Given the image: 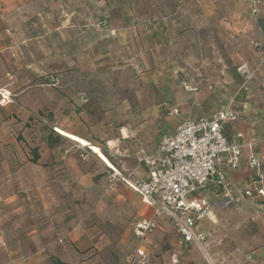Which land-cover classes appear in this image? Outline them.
Returning <instances> with one entry per match:
<instances>
[{
    "label": "rangeland",
    "instance_id": "obj_1",
    "mask_svg": "<svg viewBox=\"0 0 264 264\" xmlns=\"http://www.w3.org/2000/svg\"><path fill=\"white\" fill-rule=\"evenodd\" d=\"M59 2L66 4L67 15L59 16ZM178 4L177 0H53L49 17L52 24L64 19L68 25L80 26L68 27L66 39H59V31L54 30L44 39L43 15H38L46 7L43 0H22L17 9H5L0 0V182L13 183L19 170L20 178L30 176L39 181L40 170L45 168L43 161H33V149L42 151L50 130L63 136L62 153L75 156L73 167L66 170L67 222L80 217L106 233L108 243L99 253H108L111 264H122L126 253L133 250V224L140 215L150 213L142 197L122 179H137L133 177L138 170H118L102 150L97 153L87 142L66 134L58 123L48 120V103L57 100L61 92L72 102L85 92L115 105L109 115L114 116L116 124L140 126L157 115L159 119L154 122L161 128L171 106L179 108L178 116L190 118L209 115L232 100L239 109L244 102L264 106V79L257 80L256 72L249 90L236 96L244 80L238 67L245 62L237 56L241 52L234 34L213 27L219 22L216 18L204 24L196 17L195 28L178 33L182 43L178 38L171 41L165 31L138 30L131 32L132 41L125 43L122 33L101 29L105 27V9L112 13L115 24L138 23L146 17L172 19L180 12ZM191 7L196 13L199 10L196 1ZM122 12L131 14L124 17ZM85 23L94 24L96 29L83 27ZM159 38L166 40L161 49L155 45ZM71 138L88 144L91 149L85 151L89 155L82 156L80 144ZM93 152L120 175L113 176L114 171L102 166ZM176 237L169 219L158 222L149 237L151 264H187L196 246L182 249L174 262Z\"/></svg>",
    "mask_w": 264,
    "mask_h": 264
},
{
    "label": "crops",
    "instance_id": "obj_2",
    "mask_svg": "<svg viewBox=\"0 0 264 264\" xmlns=\"http://www.w3.org/2000/svg\"><path fill=\"white\" fill-rule=\"evenodd\" d=\"M1 1H4L5 9H17L18 4L22 2V0ZM195 1L199 4L197 13L191 7ZM51 2L53 3V0H43L46 7L42 12H38V15H43L42 37L44 39L49 37V31L54 30L59 31V39H66L64 35L68 27L77 28L80 25L78 23L68 25L64 19L58 24H52L49 21L52 12ZM177 2L180 12H177L172 19L166 20V17H162V21L155 17L148 20L146 17L138 23L128 21L115 24L112 13L105 9L103 10L105 27L101 29L122 33L125 43L132 41L131 32L136 30L165 31L171 37V41L175 42L178 38V42L182 43L178 33L184 28H195L196 17L202 18L201 23L204 24L216 18L219 22H212L215 23L213 27L234 34L236 45L240 47L241 52L237 56L247 65L250 64L248 66L256 72L257 80L264 79V6L260 15L254 16L248 7L249 0H177ZM58 6L60 17L68 14L65 3L59 2ZM128 14L131 12H122L124 17ZM83 27L96 29L94 24L85 23ZM167 33L164 34L165 37ZM154 35L158 36L157 33ZM148 41L153 42L150 36ZM164 41L165 38H159L155 42L156 47L161 49ZM159 54L163 55L162 52ZM162 57L158 55V58ZM59 95L57 100L50 101L46 106L49 109L48 120L58 123L56 126L66 134L87 142L97 153L98 150H102L108 157L107 160L111 161L118 170H138L133 177L137 179L146 177V168L138 164L135 158L136 151L140 147L154 151L164 134L172 132L181 122L190 118L178 116L179 108L171 106L168 108L167 122L163 128L157 127L154 122L159 119L157 115L140 126L119 122L116 124L114 116L109 115L110 110L115 111V105L109 104L107 99L104 101L102 97L82 92L72 102L64 92ZM141 105L144 107L143 104ZM161 105L166 104L161 103ZM121 107L123 104L119 105L118 109ZM125 109H129V106ZM241 109L242 117L235 124L234 130L243 132L244 141H256V154L262 160L264 169V106H259L256 102H244ZM174 110L178 112L174 113ZM129 131L134 137L128 133ZM57 135L50 130V134L43 140L45 146L42 151L37 147L33 149L34 156L36 152L38 154L36 163L43 161L45 168L40 170L42 177L39 181H34L30 176L20 178L19 174L21 175L22 172L19 170L14 173L17 180L13 183L0 182V264H55L56 261L66 264H111L108 253H99L108 243L106 233L80 217H74L67 222L66 170L73 167L72 161L75 156L62 153L63 136L59 138ZM90 146L86 147L91 149ZM97 153L93 152L92 155L102 166L111 170ZM130 173L132 175L134 171ZM255 173V170L248 166V147H245L241 168L229 171V177L233 182L244 186ZM72 186L71 184L70 188ZM74 190L77 191V188ZM226 193L225 189L212 186L202 191V194L210 200L211 213L197 228V232L205 236L203 246L199 248L195 243H190L178 248L179 258L182 249L189 246L197 247L190 252L192 258L188 257L187 264H264V215L255 211L256 200L249 199L244 204H232L228 202ZM142 201L150 209V213H144L145 215H140L137 219L152 217L153 208L143 198ZM165 219L168 218L158 217L157 221ZM133 236L137 246L138 239L134 231ZM178 237L177 233L174 249ZM194 251L197 257H194L196 255Z\"/></svg>",
    "mask_w": 264,
    "mask_h": 264
},
{
    "label": "built area",
    "instance_id": "obj_3",
    "mask_svg": "<svg viewBox=\"0 0 264 264\" xmlns=\"http://www.w3.org/2000/svg\"><path fill=\"white\" fill-rule=\"evenodd\" d=\"M263 6L264 0H249L254 16L260 15ZM238 71L244 80L237 97L249 90L255 76L246 63ZM241 117L242 110L232 100L209 115L185 119L161 137L154 151L144 147L136 151L135 158L146 168V177L122 179L153 208V216L135 220L133 231L138 244L126 253L122 264L152 263L149 237L158 228V217L168 218L179 235L172 253L174 262L178 260V248L190 243L202 247L205 236L197 228L211 213L210 200L202 194L208 186L225 189L232 204L256 200L255 211L264 215L263 163L256 154V141H244L243 132L234 130ZM130 135L134 137L132 132ZM80 146L84 151L82 156H88L87 147ZM245 147H248V166L256 173L247 185L240 186L230 179L229 171L241 168ZM111 170L113 176L120 175L119 171Z\"/></svg>",
    "mask_w": 264,
    "mask_h": 264
},
{
    "label": "trees",
    "instance_id": "obj_4",
    "mask_svg": "<svg viewBox=\"0 0 264 264\" xmlns=\"http://www.w3.org/2000/svg\"><path fill=\"white\" fill-rule=\"evenodd\" d=\"M59 138H61V135H57ZM38 160V154H37V152H36V154H35V156H34V158H33V161L34 162H36ZM55 264H66V263H64V262H61V261H56L55 262Z\"/></svg>",
    "mask_w": 264,
    "mask_h": 264
},
{
    "label": "bare ground",
    "instance_id": "obj_5",
    "mask_svg": "<svg viewBox=\"0 0 264 264\" xmlns=\"http://www.w3.org/2000/svg\"><path fill=\"white\" fill-rule=\"evenodd\" d=\"M71 140H74V141H76V142H79L81 145H83V146H88V144H86L85 142H83V141H80V140H78V139H75V138H71ZM108 166V165H107ZM109 167H111V166H109ZM112 168V167H111ZM114 169V168H113ZM116 170V169H115Z\"/></svg>",
    "mask_w": 264,
    "mask_h": 264
}]
</instances>
